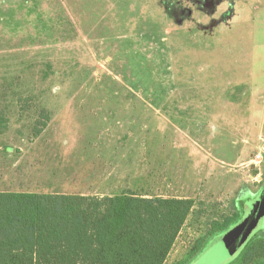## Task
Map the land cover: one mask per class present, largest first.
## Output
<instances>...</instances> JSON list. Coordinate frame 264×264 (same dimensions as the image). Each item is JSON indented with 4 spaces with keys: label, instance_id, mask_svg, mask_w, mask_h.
<instances>
[{
    "label": "rangeland",
    "instance_id": "1",
    "mask_svg": "<svg viewBox=\"0 0 264 264\" xmlns=\"http://www.w3.org/2000/svg\"><path fill=\"white\" fill-rule=\"evenodd\" d=\"M0 111V190L192 198L184 262L264 187V0H0Z\"/></svg>",
    "mask_w": 264,
    "mask_h": 264
},
{
    "label": "trees",
    "instance_id": "2",
    "mask_svg": "<svg viewBox=\"0 0 264 264\" xmlns=\"http://www.w3.org/2000/svg\"><path fill=\"white\" fill-rule=\"evenodd\" d=\"M7 126L0 111V133ZM244 204L214 221L179 264H191L239 222ZM194 205L188 197L130 191L100 196L0 190V264H165ZM227 264H264V229Z\"/></svg>",
    "mask_w": 264,
    "mask_h": 264
},
{
    "label": "water",
    "instance_id": "3",
    "mask_svg": "<svg viewBox=\"0 0 264 264\" xmlns=\"http://www.w3.org/2000/svg\"><path fill=\"white\" fill-rule=\"evenodd\" d=\"M245 215V214H244ZM225 231L192 264H227L235 259L251 238L264 229V187L249 212ZM212 259L211 261H209Z\"/></svg>",
    "mask_w": 264,
    "mask_h": 264
},
{
    "label": "built area",
    "instance_id": "4",
    "mask_svg": "<svg viewBox=\"0 0 264 264\" xmlns=\"http://www.w3.org/2000/svg\"><path fill=\"white\" fill-rule=\"evenodd\" d=\"M264 160V143L259 147L258 153L256 154L255 162H262Z\"/></svg>",
    "mask_w": 264,
    "mask_h": 264
},
{
    "label": "crops",
    "instance_id": "5",
    "mask_svg": "<svg viewBox=\"0 0 264 264\" xmlns=\"http://www.w3.org/2000/svg\"><path fill=\"white\" fill-rule=\"evenodd\" d=\"M83 195H85V194H83ZM111 195V194H110ZM100 196H104V195H100ZM143 196H145V195H143ZM146 197H148V196H146Z\"/></svg>",
    "mask_w": 264,
    "mask_h": 264
}]
</instances>
